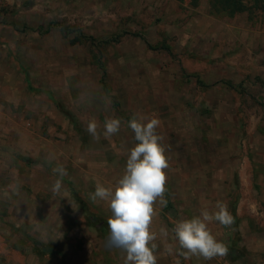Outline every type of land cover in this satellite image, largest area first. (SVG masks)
<instances>
[{
    "label": "rangeland",
    "instance_id": "374dc122",
    "mask_svg": "<svg viewBox=\"0 0 264 264\" xmlns=\"http://www.w3.org/2000/svg\"><path fill=\"white\" fill-rule=\"evenodd\" d=\"M244 4L230 16L211 0H10L0 12V264H124L108 203L89 194L124 174L134 114L161 121L169 158L151 226L157 264H264V0ZM93 118L98 140L86 130ZM106 118L122 121L109 139ZM57 165L67 175L54 194ZM10 184L19 189L5 196ZM218 201L234 224L209 228L228 255L186 259L172 228Z\"/></svg>",
    "mask_w": 264,
    "mask_h": 264
},
{
    "label": "clouds",
    "instance_id": "9594fccd",
    "mask_svg": "<svg viewBox=\"0 0 264 264\" xmlns=\"http://www.w3.org/2000/svg\"><path fill=\"white\" fill-rule=\"evenodd\" d=\"M121 125L120 118H106L103 136L111 138L120 131ZM160 125L161 121L154 116L134 114L127 121V126L134 132L138 143L128 150L124 174L114 186L106 187L97 183L95 191L89 194L92 202L102 200L108 203L111 211L107 219L109 244L126 253L124 264H157L154 254L157 245L153 243L157 237L151 231V226L158 215L154 205L158 201L166 204L165 170L170 166L163 144L164 137L157 131ZM98 128L93 118L86 130L93 139L98 140ZM52 171L59 176L52 186L53 193L58 194L62 190V179L67 175V170L63 165H57ZM8 189L16 192L19 186L10 184L4 191L5 196L8 195ZM215 209L211 212L202 209L199 215L179 220L172 228L179 245L177 251L186 259L196 256L211 260L228 255V245L214 237L209 224L216 221L222 226L231 227L234 217L221 201L216 203ZM160 233L167 236L168 230L161 228ZM167 251L171 254L173 247L169 246Z\"/></svg>",
    "mask_w": 264,
    "mask_h": 264
},
{
    "label": "trees",
    "instance_id": "16d2710c",
    "mask_svg": "<svg viewBox=\"0 0 264 264\" xmlns=\"http://www.w3.org/2000/svg\"><path fill=\"white\" fill-rule=\"evenodd\" d=\"M245 0H211L212 7L220 13H225L230 16L244 13L246 6ZM94 42V40H92Z\"/></svg>",
    "mask_w": 264,
    "mask_h": 264
},
{
    "label": "built area",
    "instance_id": "2783aa9c",
    "mask_svg": "<svg viewBox=\"0 0 264 264\" xmlns=\"http://www.w3.org/2000/svg\"><path fill=\"white\" fill-rule=\"evenodd\" d=\"M10 0H0V12L9 5Z\"/></svg>",
    "mask_w": 264,
    "mask_h": 264
}]
</instances>
